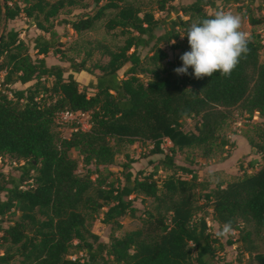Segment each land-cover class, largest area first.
Returning <instances> with one entry per match:
<instances>
[{"label": "trees", "instance_id": "trees-1", "mask_svg": "<svg viewBox=\"0 0 264 264\" xmlns=\"http://www.w3.org/2000/svg\"><path fill=\"white\" fill-rule=\"evenodd\" d=\"M76 4L82 14L59 25L78 35L100 23L124 37L114 50L96 43L94 49L107 59L95 66L97 73L86 70L84 60L60 58L67 66L45 63L48 53L60 56L51 19ZM154 4L163 17H154L138 0H0V25L22 17L47 34L25 43L21 32L9 29L0 38L2 84L25 86L0 94V159L15 163L10 172H0V264H216L222 245L206 226L207 209L218 231L231 221L240 234L238 250L247 256L245 264H264V254L256 253L250 233L239 224L263 230L264 245V145L254 146L260 163L253 173L213 185L174 160L176 153L189 149H199L205 158L231 149L233 144L217 133L234 108L248 118L257 115L264 138L260 37L250 34L249 53L229 77L217 72L195 79L191 68L188 75H177L174 69L182 62L162 65L166 54L160 49L170 45L179 55L190 51L187 29L214 16L219 6H234L250 27L264 25V0ZM141 49L148 51L142 60ZM81 72L91 77L83 86L90 95L79 89L76 76ZM143 74L149 75L145 82ZM61 111L87 114L89 129L58 137L53 116ZM190 116L198 120L184 131L181 120ZM134 142L151 147L136 158L124 154L116 174L110 172L107 167L120 148ZM72 153L83 173H76ZM139 162L144 167L135 170ZM159 173L168 176L160 179ZM138 197L151 200V210H143L139 228L117 236L119 220L138 212L133 205ZM98 211L109 232L105 242L90 230ZM13 214L17 220L3 227ZM71 251L80 256L69 259ZM229 264H241V255Z\"/></svg>", "mask_w": 264, "mask_h": 264}, {"label": "rangeland", "instance_id": "rangeland-1", "mask_svg": "<svg viewBox=\"0 0 264 264\" xmlns=\"http://www.w3.org/2000/svg\"><path fill=\"white\" fill-rule=\"evenodd\" d=\"M50 2H53L54 0H49ZM192 0H169V4L172 5H179V4H188ZM141 6L143 8L149 10L153 13L154 17H163L165 13H159L156 11V5L154 4V0H138ZM206 13L213 14V10H209L207 8L204 9ZM226 11L231 12L234 15H239L242 20V29L243 31H246L249 34H257L260 37L261 44L264 46V25H257L254 27H250L247 23V20L243 18L236 10L234 6L230 7H223L220 6L215 11ZM83 10L80 8L79 4H76L74 6H65L63 9L59 11L56 17L51 19L52 21V29L56 32L59 44L57 46V49L60 52L59 54L52 55L51 53H48L45 57V63L46 65H61V66H67L64 62H59L60 58L61 60L70 58L75 60L76 62H79L81 60H84L85 69L92 71L94 73H97V71L94 69L96 65L103 64L106 62V57H104L99 50L94 49L96 43H100L102 45H105L106 47L114 50L115 47L120 46L122 44V41L124 37L119 34V30L115 29L112 31H105L100 23H97L95 25L94 31L90 32H83L80 34H75L68 26L65 25H59L60 20H67L74 17H79L82 14ZM261 14H263L261 12ZM172 15V14H171ZM254 16H259L260 12H257L253 10ZM44 26H46V23H43ZM7 31L9 29H13L16 32H21L19 37L23 42L28 43V40L31 39L33 36L36 35H43L44 37H47V34H44L40 32L38 29H36L34 23L30 20H26L22 17H18L16 20L0 25V30ZM162 30H159L157 33L161 32ZM25 32V34H24ZM160 49L166 54V59L162 62V65L167 62H177L181 61L178 50H173L170 48V45L164 46L161 45ZM131 52V50L129 51ZM148 53L147 49H141L138 51V54L140 55L141 60L143 57ZM182 62V61H181ZM259 62L264 63V57L262 54L259 56ZM178 65V63H177ZM147 68H151V66L145 65ZM124 69L119 71V75L122 74ZM143 82L146 81V79L149 78L148 74L140 75ZM90 75L81 72L76 76L77 82L80 84L79 89H84L85 93L87 95H90L92 91L87 90L83 88L88 81L90 80ZM3 74L0 73V94L4 92L5 88H15V89H21L25 88V86H21L18 83H13L10 85H3ZM49 85V82L46 83ZM198 117L196 116H190L187 118H184L181 120V129L184 131H191L193 128V125L197 122ZM73 128L72 125L66 124L64 125L61 130H56L58 137L60 138H66L71 133V129ZM218 138L227 139L228 137H231L233 135H238L242 137L246 142V148L242 151V153H235L233 157H229V152L232 150H225L223 149L220 153H214L208 158L202 157L201 151L199 149H189L184 150L183 152L176 153L174 156V160L177 164L188 166L189 168H192V170L195 171L196 176L199 180L202 181H208L212 185L216 182H227L234 178H239L242 176V173H253L258 167L260 163L259 155L255 153L254 146L259 147L260 145H264V138L261 134V125H260V118L257 115H252L248 118V115L245 113H242L239 108H234L229 110L228 118L224 125L222 126L221 130H219ZM165 142V141H164ZM166 142L164 143V145ZM151 145L148 143H138L134 142L132 144L123 145L120 148V153L115 156L114 162L112 165L108 166L107 169L110 172H113L116 174L118 171V166L121 162H123V155L126 154L131 158H136L139 153L144 152L150 148ZM237 154V155H236ZM72 157L75 158L78 161V166L76 169V173H83V169L80 166V159L75 154L72 153ZM229 157V158H228ZM154 158V157H152ZM249 158V160H247ZM155 159V158H154ZM227 160V161H226ZM15 163L11 161L10 159L6 157H2L0 159V172L2 174H6L10 172L11 167ZM143 163L139 162V165L136 166L135 170L143 168ZM160 179L166 178L168 176V173L165 174H158ZM2 182L0 179V186ZM142 197H138L137 200L133 203V205L138 208V212L135 214L133 218H130L128 216L122 217L119 222L121 224V228L116 233L117 236H121L124 232L134 230L140 227L141 220L143 219L142 212L143 210H151L152 204L151 200L149 199H143L142 202H140ZM101 212L98 211L97 215L93 222L90 223V230L93 234H95L99 240L101 241H107L108 240V229L107 227L103 226L100 223L101 219ZM206 226L211 234H216L218 231L217 224L214 222L210 209L205 210L204 213ZM18 215L13 214L9 215L4 219V222L2 223L3 227H6L9 222H13L17 220ZM240 227H243L245 231L250 233V239L254 243L256 247V253L264 254V245L261 240V236L263 233V230L260 231H253L251 225L248 224H242L239 223ZM240 239V234H238L237 231H233L232 234H230L226 238H220V242L222 245L221 251L216 254V264H223V263H235L237 258L241 255V264H245L247 262V256L243 253L239 254L238 248H240V242L238 240ZM229 241H236L232 246L226 245ZM1 253V249H0ZM70 256H68L69 259H73L80 256V253H76L71 251Z\"/></svg>", "mask_w": 264, "mask_h": 264}, {"label": "clouds", "instance_id": "clouds-1", "mask_svg": "<svg viewBox=\"0 0 264 264\" xmlns=\"http://www.w3.org/2000/svg\"><path fill=\"white\" fill-rule=\"evenodd\" d=\"M241 29V17L223 10L210 18L193 22L186 32L190 51L180 56L182 66L175 68L174 72L188 75L191 68L195 79L212 77L217 72L229 77L249 53L251 37ZM233 231L232 223L228 221L216 232V237L226 238Z\"/></svg>", "mask_w": 264, "mask_h": 264}, {"label": "built area", "instance_id": "built-area-1", "mask_svg": "<svg viewBox=\"0 0 264 264\" xmlns=\"http://www.w3.org/2000/svg\"><path fill=\"white\" fill-rule=\"evenodd\" d=\"M53 123L56 130L58 131L61 130V128L66 124L73 126V128L70 130L71 132H75L77 130L86 131L89 129L88 115L81 112H58L53 116ZM164 141L166 144H168L167 140L164 139Z\"/></svg>", "mask_w": 264, "mask_h": 264}, {"label": "crops", "instance_id": "crops-1", "mask_svg": "<svg viewBox=\"0 0 264 264\" xmlns=\"http://www.w3.org/2000/svg\"><path fill=\"white\" fill-rule=\"evenodd\" d=\"M227 141L229 143L233 144V147L230 149L232 151L229 152V154H230L229 157H233L235 155V153H238V154L242 153V151L245 150V148L247 147L245 140L242 137L238 136V135H233L231 137H228ZM247 160H249V158H247Z\"/></svg>", "mask_w": 264, "mask_h": 264}, {"label": "water", "instance_id": "water-1", "mask_svg": "<svg viewBox=\"0 0 264 264\" xmlns=\"http://www.w3.org/2000/svg\"><path fill=\"white\" fill-rule=\"evenodd\" d=\"M2 32H3V31H2V29H1V30H0V38H1V34H2Z\"/></svg>", "mask_w": 264, "mask_h": 264}]
</instances>
